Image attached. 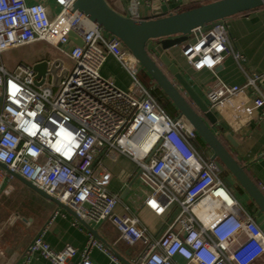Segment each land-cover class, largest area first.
I'll return each mask as SVG.
<instances>
[{
    "label": "built area",
    "instance_id": "2783aa9c",
    "mask_svg": "<svg viewBox=\"0 0 264 264\" xmlns=\"http://www.w3.org/2000/svg\"><path fill=\"white\" fill-rule=\"evenodd\" d=\"M76 1L0 0V163L81 220L108 223L117 233L115 242L135 250L131 264H178L177 256L184 264H251L263 256L264 230L233 195L229 171L218 167L208 148L205 152L195 144L197 135L182 116L165 112L153 95L154 82L146 85L138 78L139 63L117 37L75 9ZM138 4L129 0L123 15L140 19ZM225 19L192 30L181 42L180 55L192 69L213 71L229 54L241 60L228 41ZM69 32L82 44L71 41ZM162 39L147 45L159 65L154 47ZM36 42L55 50L54 56L44 58L49 64L62 60L57 86L47 73L41 84H34L33 63L18 61L10 69L4 62L6 52ZM107 56L125 71V87L113 76L101 75ZM205 94L219 137L225 130L243 132L255 113L264 112L259 75L248 76L241 85L218 79ZM102 149L124 154L136 165V177L147 188L144 202L154 215L162 216L173 206V214L162 219L159 235L148 232L137 217L116 211L120 199L107 187L110 173L93 165ZM3 174L0 169V180ZM258 186L264 190L262 183ZM204 206H210L204 211L207 216L199 210ZM88 234L80 251L70 245L54 250L38 234L20 264L35 255L50 264H93L92 247L109 251Z\"/></svg>",
    "mask_w": 264,
    "mask_h": 264
},
{
    "label": "crops",
    "instance_id": "0c3cea01",
    "mask_svg": "<svg viewBox=\"0 0 264 264\" xmlns=\"http://www.w3.org/2000/svg\"><path fill=\"white\" fill-rule=\"evenodd\" d=\"M26 1L28 4L34 2V0ZM106 1L113 10L124 14L123 8L129 0ZM160 1L169 9L168 13H171L188 10L190 7L215 0ZM151 3L152 0H139L137 9L140 19L151 16ZM225 20L228 41L232 49L241 56L240 61H236L229 54L213 71L194 70L181 57L180 45L167 51L171 62L176 64L180 73L204 102H206L205 91L218 79L230 85H241L246 83L248 76L259 75L261 89L264 92V6L227 17ZM36 55L25 62H35L34 60L39 58V55ZM44 58L46 57H42ZM100 73L103 77L113 76L120 88L125 87L129 80L123 68L111 56L105 59ZM249 92L252 96L253 92ZM245 127L239 134L231 131L239 144L237 149H234L228 142L225 145L230 148L236 161L245 167L247 174L257 186L261 183L264 185V112L255 113L254 118ZM201 149L208 151L206 147H201ZM93 165L109 171L110 179L107 187L120 199L116 211L119 214L126 212L137 217L148 232L159 235L162 219L170 217L174 208L167 210L162 216H156L151 212L144 202L147 188L136 177V165L126 155L107 153L104 149L96 155ZM2 171L4 174L0 180V225L4 228L0 234V264H20L27 245L38 234L42 235L54 250L70 245L80 251L85 246L88 233H93L71 211L37 194L6 170L2 169ZM234 183L236 187L235 190L232 189L233 195L244 210L255 217L260 228L264 230V214L258 212L251 198L238 186L236 181ZM261 191L264 193V190ZM85 223L121 257L129 263L135 261V250L121 241L115 242L117 233L108 223L101 224L93 221ZM90 251L93 264H118L112 259L113 254L109 250L105 253L92 247ZM78 259L79 254L74 256L73 261ZM176 261L178 264L185 263L184 259L179 256L176 257ZM28 264L50 263L41 256L35 255ZM251 264H264V254Z\"/></svg>",
    "mask_w": 264,
    "mask_h": 264
},
{
    "label": "water",
    "instance_id": "95a60500",
    "mask_svg": "<svg viewBox=\"0 0 264 264\" xmlns=\"http://www.w3.org/2000/svg\"><path fill=\"white\" fill-rule=\"evenodd\" d=\"M262 6H264V0H215L190 7L188 10L168 13L169 9L165 4L160 0H152L151 16L133 20L113 10L106 0H77L74 4V8L97 27L119 39L120 47L130 52L134 60L139 63L161 92L163 102L165 104L170 103L178 111L189 127L194 130L197 137L206 145L211 158L214 159L218 167L229 171L232 179L255 203L258 212L264 214V193L247 174L245 167L236 161L230 148L225 145L228 142L234 149H237L239 144L228 131H225L221 137L215 134L212 128L216 119L214 114L209 110L207 111L203 99L195 92L191 84L180 73L176 64L171 62L164 52V50L171 49L186 41L194 29L202 28L206 24L222 20V18L248 12ZM68 36L76 45L82 44L81 39L76 37L73 32H69ZM154 38H163L154 47L160 65L151 59L147 51L148 41ZM64 50L67 51L68 46H65ZM62 65V60L59 58L53 59L50 64L46 59L33 62L34 84H41L44 75L47 73L53 85L57 86L60 81L57 71L60 70ZM64 73L65 69L60 71L61 75ZM38 78L40 80H37ZM0 168L6 170L37 194L39 193L41 196L71 211L68 206L56 198L54 199L42 189L37 188L6 165L0 163ZM227 182L232 185L230 180ZM71 213L77 217L74 212L71 211ZM77 218L123 264H131L107 245L84 221L79 217Z\"/></svg>",
    "mask_w": 264,
    "mask_h": 264
},
{
    "label": "rangeland",
    "instance_id": "374dc122",
    "mask_svg": "<svg viewBox=\"0 0 264 264\" xmlns=\"http://www.w3.org/2000/svg\"><path fill=\"white\" fill-rule=\"evenodd\" d=\"M38 48L40 49L39 51H38ZM54 53H55V50L52 47L50 48L49 46H45L43 42H36L32 46L20 47V48L13 49V50L6 52L5 54H3V59H4V62L8 65V67L10 69H13L16 66V63L18 61H24V62L29 61L30 59H33L32 57L36 54H37L36 56L39 55V58H42V57L49 58V57H52V55L54 56ZM35 60H37V58ZM138 78H140L141 81L146 85H149L150 83H152L151 78L148 77V75L142 68H140V71L138 73ZM229 179L232 184L231 185L232 189L234 188L235 190V187H236L234 183L235 180L232 179L231 176L229 177ZM171 208H173V206Z\"/></svg>",
    "mask_w": 264,
    "mask_h": 264
},
{
    "label": "trees",
    "instance_id": "16d2710c",
    "mask_svg": "<svg viewBox=\"0 0 264 264\" xmlns=\"http://www.w3.org/2000/svg\"><path fill=\"white\" fill-rule=\"evenodd\" d=\"M153 82V81H152ZM153 95H155L159 102L161 103L163 109L165 110V112H167V114L170 116V117H177L179 115L178 111H176V109L174 107H172V105L170 103H167L165 104L163 102V95L161 94V92L158 90V88H156L154 91H153ZM195 144L198 146V147H206V145H204L202 143V141L196 136L195 138ZM207 148V147H206Z\"/></svg>",
    "mask_w": 264,
    "mask_h": 264
},
{
    "label": "bare ground",
    "instance_id": "6f19581e",
    "mask_svg": "<svg viewBox=\"0 0 264 264\" xmlns=\"http://www.w3.org/2000/svg\"><path fill=\"white\" fill-rule=\"evenodd\" d=\"M210 206H204V207H202V209H199L200 210V213L201 214H203L204 216H207V214H205L204 213V211H205V208L207 209V208H209ZM203 210V211H202Z\"/></svg>",
    "mask_w": 264,
    "mask_h": 264
}]
</instances>
